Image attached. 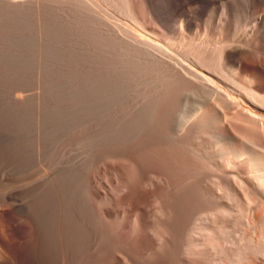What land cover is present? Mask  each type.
I'll return each instance as SVG.
<instances>
[{
    "label": "bare ground",
    "instance_id": "1",
    "mask_svg": "<svg viewBox=\"0 0 264 264\" xmlns=\"http://www.w3.org/2000/svg\"><path fill=\"white\" fill-rule=\"evenodd\" d=\"M213 1L214 15L205 22L202 31L197 26L198 30L193 32L195 23L199 24L197 20L204 19L206 11L203 4L204 9L197 7V0H179V6L175 5L180 12L172 23L167 22L162 11H158L160 8L154 0H0L1 27L7 29L8 25L16 26L14 23L20 25L18 28L29 26L34 30L36 27H33L38 25L33 24H40L50 29L47 31L49 36L53 32V37H50L53 42L57 39L54 38V30H64V33L83 40L84 44L86 42L93 52L85 51L86 54L79 48L84 57H89L90 53L93 55H90L91 65L83 60L90 65L87 74L91 75L84 73L87 68L83 66L85 69L83 72L81 69V73L91 77L97 72L99 78L95 76L96 79L102 81L104 71L108 78V82L106 78L103 80L108 83L109 90H103L101 94L99 89L102 90L103 83L91 80L93 84H100L94 87L99 93L96 92L98 96L95 97L91 94L93 84L89 87L92 89H88L89 80L85 79L83 84H71L77 82L73 76L80 73H77L80 66L76 65L77 75L73 73L71 83H65L68 87L75 85L76 88L72 89L76 92H67L71 86L65 92L60 90L62 97L65 94L67 98V93L72 95H67L66 107L64 105L60 111L64 114L59 113L60 120L56 119L61 138L66 133L68 136L73 128H91L95 131L91 134L96 138L89 136L95 143L92 145H98L102 150L108 148L107 162L102 169L107 180L102 196L98 190L94 191L98 178L91 167L95 156L102 153L101 149L97 154L93 148L95 156L92 155L94 158L91 156L86 165V161L79 164L58 151L61 152L60 162L57 161L60 167L56 178L50 180L48 189L55 203L56 218L53 222L56 219V235L61 248L58 250L64 254L66 249L69 253H65L67 264L77 260L81 255L79 251H84L81 258L85 253L86 257L88 255L91 264H264V11L253 8L243 20H237L235 0ZM109 6L115 11H111ZM259 10L261 12H257ZM165 11L163 9V14L167 17ZM116 15L120 19L114 17L113 20ZM178 18L179 30L175 24ZM24 29L21 28L18 35L22 39L27 35L23 36ZM7 30L3 29L5 33ZM32 30V33L36 31ZM45 32L40 31L39 35L43 36ZM70 34L69 38H73ZM50 38V43L47 40L49 44ZM22 39V44L19 42L18 45L24 48L33 41L30 42L28 36L24 37L23 41L28 39L29 43L23 45ZM67 39L63 38L64 41ZM78 40L81 44L82 41L79 43ZM64 41L62 44L68 42ZM73 42L75 45V40ZM39 43L43 42L40 40ZM55 45L49 46L56 51L59 48L57 53H62V47ZM45 46L44 49H49L48 45ZM69 46L71 48V44ZM21 48L18 47L22 51ZM50 49L47 52L50 53ZM10 50L12 53L13 49ZM39 51L42 52L41 49ZM56 51L52 52L55 54ZM66 51L63 52L65 57L67 53L70 55V51ZM14 52L9 54V63L13 60L12 66L19 67L15 61L24 60L26 53ZM18 53L20 57H16ZM75 53V56L79 54L75 58L81 55ZM84 57L82 59H86ZM30 60V64L24 63V69L27 65L32 67L33 62L35 64ZM72 61L71 64L76 63ZM38 66L41 65H34L36 69ZM65 68L72 69L71 65H66L65 71L62 68L60 71L66 73ZM36 69H29V72ZM67 75L64 79H70ZM62 83L47 87L58 90L57 86ZM45 87L43 90L47 89ZM61 145L63 148L66 146L64 143ZM30 202L24 206L29 207ZM49 204L51 206L52 203ZM9 214L3 218H9ZM4 219L0 213V229L5 232L9 227L7 240L11 237L9 235L19 237L20 229L9 225L8 219L5 221L7 226ZM26 222L28 225L29 221ZM50 225L55 226L56 223ZM31 227L26 226L25 235L29 234ZM2 231L3 240L6 237ZM50 233L54 235L55 232ZM71 247L75 253L71 252L74 255L72 261L69 258ZM64 256L60 258L63 260Z\"/></svg>",
    "mask_w": 264,
    "mask_h": 264
},
{
    "label": "rangeland",
    "instance_id": "2",
    "mask_svg": "<svg viewBox=\"0 0 264 264\" xmlns=\"http://www.w3.org/2000/svg\"><path fill=\"white\" fill-rule=\"evenodd\" d=\"M155 2H156V4L158 5L157 7L158 8H160V10H158V11H162L161 13H162V15L164 16V18L166 19L167 18V22H169V23H172V22H174V20H177L176 19V17L178 16L177 15V13H179L180 12V10H178V7L177 6H179V4L180 3H178L179 2V0L177 1V0H171V3L169 2L170 0H154ZM177 2V3H176ZM197 2H198V5H197V7L198 6H200V8H202V9H204V11H205V15H204V19L202 18L201 20H197V22H199V24L198 23H195V25H194V28H193V32H195L196 31V29L198 30V28H197V26L198 27H200L201 28V30L200 31H202V27H203V25L205 24V22H207L209 19H211L212 17V15H214V9L212 8V3L214 2L213 0H211V2H210V0H197ZM203 2V3H202ZM205 2V3H204ZM209 2V3H208ZM199 3H200V5H199ZM235 11H236V15H237V20H240V19H244V17H246L247 15H248V11H252L253 10V8L254 9H257V7L260 9H262L263 11H264V0H235ZM261 3H263L262 5H261ZM177 6H176V5ZM204 5L203 7L201 6V5ZM206 4V5H205ZM248 4V5H247ZM254 4V5H253ZM255 4H257V5H255ZM207 5H209V7L207 6ZM209 8H207V7ZM251 6V7H250ZM255 6V7H254ZM260 6V7H259ZM263 6V7H262ZM250 7V8H249ZM111 6H109V9L111 10ZM163 9L165 10L166 9V11H165V13H167L166 15H167V17L163 14L164 12H163ZM169 11H168V10ZM208 9V10H207ZM250 9V10H249ZM113 11H115L114 10V8L112 9ZM111 10V11H112ZM172 12V13H169L170 15H168V12ZM262 11V12H263ZM159 12V13H160ZM257 12H261L260 10L259 11H257ZM172 18H171V17ZM210 16V17H209ZM219 16V15H218ZM116 19H120V16H118V15H116V16H113L112 17V19L114 20L115 18ZM170 17V18H169ZM174 17V18H173ZM172 19V20H171ZM174 19V20H173ZM124 21V20H123ZM172 21V22H171ZM178 22V23H177ZM175 24H177L178 25V30H179V28H180V18H178V21H177ZM42 23V22H41ZM1 22H0V28H1V30H0V213H1V217H2V219H4L3 218V215H5V216H7V214H9L8 216H9V218H6V220L7 221H9L10 222V224L9 225H12V227H15V228H17L19 231H20V235H19V237L17 236H12V235H9V236H11V237H9L8 239L9 240H7V236H8V234H10L9 232H7V231H9L8 229H9V227L7 228V229H5L6 231V235H5V232L4 231H2L1 229H0V234H1V231H2V233H4V237H6V238H4V239H6V240H2V237H3V235L1 234L0 235V264H46V262H47V264H53L56 260V262L54 263V264H58L59 262V264H65V262H66V264H67V259L65 258V257H67V255L69 254H67L66 253V249H65V252H64V254H63V252H61L62 250H60L61 248H60V246H59V243H58V237H57V235L56 234H58V227H57V222H56V219H55V222H53V220H54V218H56V212H55V203H54V200H53V198H52V194H51V190H49L48 189V187H49V182H50V180L51 181H53L55 178H56V173H57V171L59 170V168L58 167H60V155H61V152H64L65 153V156H67L69 159H74V160H76V162L77 163H82V164H84L85 163V161H86V163L84 164V165H86L87 164V162L91 159L90 157L92 156V155H94L95 156V153H97V154H99L97 151H100V147H98V145L96 146V147H94L95 146V143H94V141H93V138H92V140H90V137H94L92 134H94V132L95 131H93L91 128V131H89L87 128H73L72 129V131H70V134L68 133V136H67V133L65 134V136L63 137V138H61V132H58L59 130H57L58 129V121H56V119L58 118L59 119V117H60V114L61 113H63L64 114V112H60L61 111V109L62 108H64V105H65V107H66V104H67V101L65 100V99H68L70 96H72V95H70V94H74V92L72 93V91L71 90H75V89H72L73 87H75V85L74 86H72L73 84H74V82H75V84L77 85V84H83V83H86L85 81L87 80V82H88V80H89V84L87 83V86H88V89H90L89 87H92V84H93V82H91V80L92 81H94V82H101L100 84H102V86L100 87L99 85V83H94L93 84V89L95 90V86H96V84H99L97 87H100L102 90L100 91V89H99V93L100 92H103V90H105V91H108L109 89H108V78H106V74L104 75V71H102V73H103V77H102V81H101V79H99V80H97L96 79V77L97 78H99V74H98V76H97V72H95L96 73V75H95V73H93L92 74V78L91 77H88L87 75H91V74H87L88 72H89V69L87 68V67H90V65L92 64L91 63V59L90 58H92V57H90V55L91 56H93L92 54H93V52H91V49H89L90 48V46L88 47V46H86V45H88L86 42H85V44H84V42H83V40H81V39H79L78 40V37H76V36H72L70 33H68V32H65L66 33V35H63V34H65L63 31L64 30H62L61 32H63V33H61L60 31H57V28L54 30L55 31V33H54V38H56L57 37V39H55V42H53L54 40L53 39H51L50 37H53V32L51 33V35L49 36L48 34H49V32H47V31H50V29H48V28H45L46 26L44 25V23H42L45 27H41V26H39L40 24H33V25H38L39 26V28L41 29L40 31H46L45 33H46V35H47V37H46V35L44 36V34L45 33H43V36H42V34H40L39 35V33H40V31H39V28H38V26H34L33 28H35L36 27V29H34V30H36L35 32H34V30H32L31 28H28V27H26L25 29H24V26H21V28H23L24 30V34H23V36L25 35V33L27 34V35H25L24 37H27L28 36V38H29V40H30V42H31V40H33L34 41V43H33V41L31 42L35 47H37V48H39V47H41V48H39V50L41 49V51L42 52H40L38 49H36L34 46H32V45H30L29 44V46H25L26 48H28V49H26V48H24L21 44H22V42H20V40L22 39V38H20V36H18L19 34H21L20 32L22 31L21 30V28H18L17 26H19L20 27V25H17V24H14V23H12L13 25H16V26H12V25H5V23L3 24V25H5V26H7V29L9 28V30H7L6 29V27L4 28V26H2L1 27ZM10 24V23H9ZM41 24V25H42ZM202 24V25H201ZM242 23H240V25H241ZM177 25H175V26H177ZM14 27H16V28H14ZM31 27H32V25H31ZM11 28V29H10ZM14 28V29H13ZM28 28V29H27ZM44 28H45V30H44ZM50 28V27H49ZM199 28V29H200ZM3 29H5V31L7 30L8 32H6L5 33V31H3ZM16 29V30H15ZM18 29H20V30H18ZM30 29V30H29ZM46 29H48V30H46ZM176 29V28H175ZM176 29V30H177ZM27 30H29L28 32H27ZM31 30L34 32V33H32L31 32ZM37 30L39 31V32H37ZM147 32V31H146ZM2 33H4V34H2ZM11 34V36H9L10 34ZM23 33V32H22ZM38 33V34H37ZM42 33V32H41ZM149 33V32H148ZM12 34H13V37H12ZM28 34H32V35H28ZM35 34V35H34ZM69 34H70V37H73V38H77V39H73V38H69ZM175 34V33H174ZM16 35V36H15ZM33 35L35 36V37H33ZM19 38H18V37ZM22 36V37H23ZM32 36V37H31ZM36 36L38 37V36H41V38L40 37H38V38H36ZM62 36H65V37H63L64 39L65 38H68L67 39V41L65 40H63V38H62ZM24 37H23V39H22V41L23 40H25L24 39ZM47 38V39H43V38ZM174 37H176V36H174ZM35 38V39H34ZM49 38L51 39V44H49L50 43V40H49ZM73 39V40H72ZM28 39H27V41H29ZM38 40H39V42H40V40H41V42H43V43H45V45L47 46L48 45V47H49V49H50V53L53 51H56L55 50V46H58V47H62V51L63 52H65V50H67L66 52H69L70 51V55H69V53H65L67 56L65 57V55L63 54V52L61 53L60 52V54H58L59 52V48H58V50L55 52V54L52 52L51 54L49 53V52H47L49 49H44L43 47L45 46L43 43H39L38 42ZM43 40V41H42ZM49 41V43H48V41ZM71 40V42H73L74 40H75V45H74V42H73V44L71 43V42H69ZM77 40L79 41V43L81 42V44H78V42H77ZM24 42L23 43V45H25V44H27V43H29V42ZM44 41H46V42H44ZM57 41V42H56ZM62 41H64V42H67L66 44H62L63 42ZM175 41V40H174ZM21 43L20 44V46H22L23 47V49L18 45V43ZM38 44V46H37V44ZM77 42V43H76ZM15 43H17V46L19 47V48H21L22 49V51L20 50V49H18V47L16 46V44ZM53 43V44H52ZM61 43V44H60ZM14 44V45H13ZM42 44V45H41ZM56 44V45H55ZM71 44V48H70V46L69 45ZM84 44V45H83ZM49 45H55L53 48H54V50H52V46L50 47ZM59 45H61V46H59ZM64 45H68V46H64ZM72 45H74V46H72ZM83 46L82 47V49H81V47H76V46ZM16 46V50H15V47ZM33 48H32V47ZM46 46H45V48H46ZM88 47V49H86V47ZM10 47H12V48H10ZM47 47V48H48ZM65 47H67V48H65ZM35 48V49H34ZM42 48H43V50H42ZM75 50H74V49ZM79 48H80V51H82V52H84V53H86L87 54V52H85V51H89L90 50V52L92 53H90V55H89V57L87 56V55H85V57H86V59H82L84 56V54L82 55V53H80V51H79ZM9 49H13L12 50V53L14 52V54H17L16 52H19L21 55H24L25 53V55L24 56H28L27 57V59H26V57L24 58V60L26 59L27 60V62H24V60H22L21 58L23 57H21V58H16L17 60H19V59H21V60H19V61H15L16 63L15 64H17V65H19V67L18 66H12V65H14L13 63H9V54H12V53H9ZM18 49V50H17ZM64 49V50H63ZM78 49V50H77ZM10 50V51H11ZM44 50H45V52L48 54H46L45 52H44ZM61 50V49H60ZM74 50V51H73ZM39 51V52H38ZM75 51L77 52V53H80L81 55L78 57V58H81V59H79L78 60V58H75L76 56H78L79 54H77L76 56H75ZM79 51V52H78ZM25 52V53H24ZM34 52L36 53V54H34ZM38 52V53H37ZM58 52V53H57ZM71 52H74V53H71ZM19 53H18V56L16 55V57H20V55H19ZM23 53V54H22ZM44 53V54H43ZM89 53V52H88ZM13 54V55H14ZM42 54V55H41ZM57 54V55H56ZM62 54V55H61ZM74 54V55H73ZM13 55H11V56H13ZM52 55H54V56H52ZM64 55V56H63ZM10 56V57H11ZM72 56L74 57V58H72ZM83 56V57H82ZM30 57V58H29ZM46 57H47V59H46ZM56 57V58H55ZM84 57V58H85ZM89 59H88V58ZM13 58H15V57H13ZM53 58V59H52ZM66 58H68V60L66 59ZM31 59V60H30ZM65 59V60H64ZM72 59H74V61H72ZM75 59H76V61H75ZM29 60L31 61V62H33V61H35V64H33L32 63V67H34V65L35 66H37V64L39 63V65H41V66H38L39 67V69L37 68L36 69V67H34V68H32V67H30L29 65H27L26 66V68L24 69V67H25V64H30V62H29ZM33 60V61H32ZM41 60V61H40ZM47 60V61H46ZM54 60V61H53ZM57 60V61H56ZM65 62H64V61ZM66 60H67V62H66ZM83 60H85L86 61V63H87V61H89L88 63L90 64V65H88V64H86V63H83ZM91 60V61H90ZM20 61H22L23 63H21ZM70 61H72L73 63H75V64H71V62ZM79 61V62H78ZM84 61V62H85ZM14 62V61H13ZM17 62H20L19 64L17 63ZM29 62V63H28ZM41 62V63H40ZM25 63V64H24ZM37 63V64H36ZM51 63V64H50ZM77 63H79V64H77ZM81 63H82V65H81ZM9 64H10V66L13 68H11L10 66H9ZM22 64V65H21ZM53 64H54V66H53ZM45 65V66H44ZM63 65H67V67H69L70 65H71V68L72 69H70V68H67V69H69V73H67L68 72V70L66 69V73H64V72H61L62 70H61V68L64 70V67L65 66H63ZM73 65H74V67H73ZM76 65H77V67L78 66H80L77 70H79V71H77L76 69H75V67H76ZM87 65V66H86ZM21 66H23V67H21ZM53 66V67H52ZM62 66V67H61ZM81 66H83V67H85V68H87V69H85V68H83V67H81ZM41 67V68H40ZM43 67H45V68H43ZM59 67H61V68H59ZM76 67V68H77ZM9 68H11L12 70H10ZM23 68V69H22ZM29 69L30 70H32V69H36L35 70V72H34V70L32 71V72H34V74L36 75V76H34V74H32V72H29ZM45 69V70H44ZM73 69H74V71H73ZM82 69V70H81ZM84 69H85V72L84 73H86V74H82L81 73V71L83 72L84 71ZM59 70V71H58ZM61 70V71H60ZM71 70V71H70ZM81 70V71H80ZM13 71V72H12ZM51 71V72H50ZM65 71V70H64ZM76 71H77V73H79V75L81 74V75H83V78L81 77V75L79 76H73V80H74V78H75V80H77V82L79 81V80H81V82H76V81H73V83H71V81H72V77H70L71 75H77L76 74ZM61 72V73H60ZM62 73H64V74H62ZM70 73H72V74H70ZM74 73V74H73ZM100 73V72H99ZM58 74V75H57ZM69 75V77H68V75ZM32 75V76H31ZM65 75H67L66 77L67 78H70V79H64V77H65ZM101 76H102V74H100ZM34 76V77H33ZM52 76V77H51ZM57 76H60V77H58L60 80L63 78V80H61V81H63L64 83H62L58 78H57ZM96 76V77H95ZM17 77V78H16ZM22 77H25L24 79H23V81H22ZM27 77H28V79H30V80H28L27 81ZM31 77V78H30ZM80 77V78H79ZM85 77V78H84ZM95 77V78H94ZM21 78V79H20ZM33 78V79H32ZM45 78V79H44ZM54 78V79H53ZM93 78L94 79H96V81L95 80H93ZM101 78V77H100ZM103 78L105 79L106 78V80H107V82L105 83V81L103 80ZM18 79H20V80H18ZM45 81H44V80ZM49 79V81H47ZM57 79V80H56ZM86 79V80H85ZM55 80V81H54ZM59 80V81H58ZM85 80V81H84ZM27 83H26V82ZM47 81V82H46ZM36 82H38V83H36ZM71 83L72 85H70L69 87L71 88L70 89V91H69V87H68V85L67 84H65V83ZM32 85H31V84ZM55 83H62V84H60L59 85V87L57 86V89L58 90H55V89H53V87H47V86H55ZM38 84V85H37ZM107 85V87H104V86H106ZM43 85H46V87L45 86H43V87H45V88H49L48 90L47 89H44L43 90V87L42 86ZM62 85H63V87H62ZM38 88H36V87ZM39 86H41V87H39ZM26 87V88H25ZM34 88L35 90H37V91H34V89L32 90V88ZM56 87V86H55ZM54 87V88H55ZM64 87H67V88H65V90H64ZM40 88H42V90H43V92H44V95H42L43 93H42V90L40 89ZM52 88V89H51ZM76 88V87H75ZM105 88H107V89H105ZM63 89V91L65 92L67 89V92H71L70 94L69 93H67L66 94V97L67 98H65V94L63 95L64 97H62V95H61V91L60 90H62ZM92 89V88H91ZM90 89V90H91ZM92 89V91H94ZM32 90V91H31ZM39 90V91H38ZM40 90H41V93H40ZM47 90V91H46ZM52 91V90H54L53 91V93L52 92H49V91ZM90 90H89V92H90ZM56 91H58L57 93H56ZM92 91H91V94L93 95V96H98L99 95V93H98V89L96 88V90L92 93ZM46 92H49V93H46ZM75 92H76V90H75ZM96 92H97V94H96ZM53 94V97H52V94ZM29 94V95H28ZM96 94V95H95ZM101 94V93H100ZM69 97H68V96ZM44 96V97H43ZM47 96V97H46ZM56 96V97H55ZM55 97V98H54ZM57 98H58V100H57ZM66 101V103H65V101ZM57 104V105H56ZM57 109H56V108ZM58 109H59V111H58ZM56 110V111H55ZM42 112H44V113H42ZM50 112V113H49ZM53 112H55V113H53ZM57 112V113H56ZM46 113H48V114H46ZM53 115H52V114ZM60 113V114H59ZM65 113H67V112H65ZM51 114V115H50ZM63 114H61V115H63ZM49 116V117H48ZM54 117V120L52 119ZM56 117V118H55ZM49 118V119H48ZM53 120V122H52V120ZM57 119V120H58ZM60 120V119H59ZM17 121V122H16ZM51 124H53V125H51ZM57 125V126H56ZM53 126H55V127H53ZM52 127H53V129H52ZM23 128V129H22ZM45 128V129H44ZM81 129H82V131H81ZM84 129H86L87 130V132H85V130ZM84 130V131H83ZM46 131V132H45ZM72 132V133H71ZM80 132V133H79ZM87 133V134H85V133ZM54 135H53V134ZM92 133V134H91ZM58 134H60V135H58ZM82 134V135H81ZM89 134H91V135H89ZM74 135V136H73ZM53 136V137H52ZM59 136V137H58ZM70 136V137H69ZM82 136V137H81ZM84 136V137H83ZM90 136V137H89ZM23 137V138H22ZM88 137V138H87ZM14 138V139H13ZM45 138H46V140H45ZM48 138V139H47ZM49 138H50V141H49ZM59 138H61V139H59ZM95 138V137H94ZM96 139V138H95ZM94 139V140H95ZM13 140V141H12ZM45 140V141H44ZM60 140V141H59ZM87 140V141H86ZM89 140V141H88ZM48 141V142H47ZM77 141V142H76ZM85 141V142H84ZM59 142H61V143H59ZM68 142H69V144H68ZM91 142V143H90ZM66 144V146L64 145V148L62 147V145L61 144ZM76 143V144H75ZM85 143V144H84ZM87 143H89V146H88V144ZM40 144V146H38ZM75 144V145H74ZM94 146H93V145ZM44 145V146H43ZM51 145V146H50ZM57 145V146H56ZM59 145V146H58ZM92 145V146H91ZM44 148H43V147ZM84 146V147H83ZM88 148V149H85L86 147ZM27 147V148H26ZM40 147V148H39ZM42 147V148H41ZM50 147H51V149H50ZM62 149H60V148ZM66 147V148H65ZM81 147H83L84 148V150H83V148H81ZM91 147H92V149H91ZM16 148V149H15ZM26 148V149H25ZM31 148V149H30ZM34 148V149H33ZM93 148H94V150H96L95 151V153H94V151H93ZM97 148V149H96ZM100 148V149H99ZM104 149H105V147H103ZM36 149V150H35ZM42 149V150H41ZM55 149V150H54ZM60 149V150H59ZM65 149V150H64ZM75 149V150H74ZM81 149V150H80ZM107 149L108 148H106L105 150H102L101 149V151H100V156L99 155H96L95 156V161L94 160H92V162L94 161V163H92L93 165L91 166V167H93V173H94V175L96 176V178H98V181H97V183L95 184V187H94V191H96V190H98V192H99V194L101 195H103L104 194V186H105V184H106V179H105V173H104V170H102L103 168H104V165H105V163L107 162V159H106V155L108 156V151H107ZM28 152H27V151ZM29 150H31V151H29ZM34 152H33V151ZM39 150V151H38ZM80 150V151H79ZM90 150H92V152H89ZM25 151V152H24ZM36 151H38V152H36ZM50 151V153H48ZM53 151V152H52ZM58 151H61V152H58ZM74 151V152H73ZM86 151V152H85ZM79 153V154H76V153ZM89 152V153H88ZM32 153V154H31ZM92 153H94V154H92ZM34 154V155H33ZM77 155V157H75V158H73L74 156H76ZM87 154H88V156H87ZM32 155V156H31ZM52 155H53V157H52ZM79 155V156H78ZM20 156V157H19ZM27 156V157H26ZM31 156V159L29 158ZM51 156V157H50ZM94 156H92V159L94 158ZM40 157V158H39ZM55 157H57V158H55ZM66 157V158H67ZM96 157H97V159L98 160H96ZM17 158V159H16ZM23 158H25V159H23ZM34 158H36V159H34ZM48 158V159H47ZM88 158V159H87ZM90 158V159H89ZM52 159V160H51ZM83 159V160H82ZM105 159V160H104ZM25 160V161H24ZM30 162H29V161ZM38 160V161H37ZM78 160V161H77ZM88 160V161H87ZM27 161V162H26ZM50 161H52V163H50ZM57 161H59L58 163H57ZM103 161V162H102ZM23 162V163H22ZM25 162V163H24ZM36 162V163H35ZM105 162V163H104ZM31 163V164H30ZM79 163V164H80ZM15 164V165H14ZM21 164H23V165H21ZM28 164V165H27ZM40 164V165H39ZM48 164H50V165H48ZM57 164L59 165V166H57ZM24 165H25V167H24ZM31 165V166H30ZM32 165H33V167H32ZM35 165V166H34ZM27 166V167H26ZM49 166H50V168H49ZM22 167H24V168H22ZM29 167V168H28ZM20 169V170H19ZM46 169V170H45ZM56 169V170H55ZM101 169V170H100ZM28 170V171H27ZM46 171V172H45ZM45 172V173H44ZM41 175V176H40ZM45 175V177H42V176H44ZM101 175V176H100ZM102 176H103V178H102ZM29 177H31V179L29 178ZM37 177V178H36ZM40 177H42V178H40ZM54 178V179H53ZM25 179V180H24ZM34 179V180H33ZM29 180H31V181H29ZM24 181V182H23ZM48 181V182H47ZM104 181V182H103ZM14 182V183H13ZM43 182V183H42ZM100 182V183H99ZM11 183H13V184H11ZM46 183H48V185L46 184ZM104 183V184H103ZM99 184V185H98ZM101 184V185H100ZM13 185V186H12ZM45 185V186H44ZM10 186H11V188H10ZM40 186H41V188H40ZM46 187V188H44V187ZM98 186V187H97ZM12 187H13V189H12ZM42 189V190H41ZM11 190V191H10ZM43 192V194H41L42 192ZM47 190V191H46ZM34 191V192H33ZM36 192V193H35ZM40 192V194H38ZM103 192V193H102ZM44 193H45V195H44ZM23 194H24V196H23ZM39 195V196H38ZM44 195V196H43ZM47 195V196H46ZM101 195V196H102ZM30 196H33V197H31L30 198ZM44 197V198H43ZM15 198H17V199H15ZM37 198V199H36ZM49 198V199H48ZM50 198H51V200H50ZM15 200V201H14ZM38 200L39 201H42V203H38ZM31 201V202H30ZM47 201H48V203H47ZM52 203L51 204V206H50V202ZM10 202H12V203H10ZM29 202H30V205H29V207H26L27 206V204H29ZM31 204H32V206H31ZM49 204V205H48ZM24 205H26V206H24ZM48 206H50V208L48 207ZM46 207V208H45ZM48 207V208H47ZM30 209V211H29V209ZM53 210H54V213H52L51 214V212H53ZM247 210V211H246ZM246 211V212H245ZM245 211H244V214L245 215H247V212H248V207H247V209H245ZM4 212V213H3ZM6 212V213H5ZM36 213H38V214H36ZM43 213V214H42ZM48 213H50V214H48ZM39 214H41V215H39ZM51 215H52V217H51ZM21 216V217H20ZM44 217H45V219H44ZM47 218V219H46ZM51 218V219H50ZM16 219V220H15ZM40 219V220H39ZM5 219H4V222L6 221ZM14 220V221H13ZM6 221V222H7ZM26 221H29V223H31V224H29L28 223V225H27V222ZM5 222V223H6ZM8 222V223H9ZM22 224H21V223ZM44 222V223H43ZM46 222V223H45ZM18 223V224H17ZM36 223V224H35ZM50 223L51 224H55L56 223V225L54 226V225H50ZM7 224V223H6ZM21 224V225H20ZM26 224V225H25ZM16 225H19V226H16ZM25 225V226H24ZM42 225H44V228H42L43 226ZM7 226H8V224H7ZM20 226H21V228L23 229L22 230V232H21V228H20ZM26 226H32L31 228H30V231H28V233L29 234H27V235H25V228H26ZM45 226H47V228L45 227ZM48 226H49V228H48ZM54 226V227H53ZM34 227V228H33ZM57 227V229H55ZM33 228V229H32ZM46 228V229H45ZM52 228H54V230L52 229ZM48 229H50V230H48ZM33 230V231H32ZM35 230V231H34ZM46 230H48V231H46ZM32 231V233H30ZM45 232V233H44ZM50 232H55L54 233V235L52 234V233H50ZM57 232V233H56ZM48 233V235H46ZM25 235V237H24V235ZM2 236V237H1ZM34 236V237H33ZM40 236V237H39ZM53 236V237H52ZM33 237V238H32ZM57 237V238H56ZM39 238V239H38ZM47 238V239H46ZM13 239V240H12ZM34 239V240H33ZM45 239V240H44ZM56 239V240H55ZM46 240H47V242H46ZM50 243H49V242ZM52 241H53V243H52ZM35 242V243H34ZM41 242H42V244H41ZM11 243V244H10ZM46 243H48L49 245H47ZM54 243L56 244L57 243V245H58V247L56 248V246L54 245ZM39 244V245H38ZM33 245V246H32ZM41 245H43V246H41ZM47 245V246H46ZM50 246V247H49ZM68 246H69V244H68ZM67 246V247H68ZM39 247V248H38ZM55 249H54V248ZM31 248V249H30ZM42 248V249H41ZM47 248V249H46ZM52 248H53V251H52ZM58 248H60L59 250H58ZM40 249V250H39ZM50 249V250H49ZM71 249V251H70V253L72 252L73 253V248L71 247L70 248ZM73 249V250H72ZM85 248H83V250H84ZM38 250V251H37ZM58 251V253H62V255H61V253L57 256V254L58 253H56L57 251ZM86 250V249H85ZM36 251V252H35ZM43 251V252H42ZM60 251V252H59ZM67 251L69 252V247L67 248ZM40 252V253H39ZM56 254H55V253ZM74 252H76V251H74ZM83 252L84 251H79L78 253L80 254L81 253V255L83 254ZM50 253V254H49ZM67 255H66V254ZM70 254L69 256V258L71 259L74 255L73 254H75V253H73V254ZM78 253H76L77 255H78ZM52 254L53 255H55V256H53L52 257ZM46 255V256H45ZM50 255V256H49ZM65 255V256H64ZM77 255H75V258H77ZM80 255V256H81ZM63 257L64 256V258H63V260H62V258H60V257ZM79 255H78V258H77V260H74L75 258H73V260H74V263L75 264H79V262L80 263H82V261H83V263L82 264H84V263H86V261H88V255H87V257H86V253L83 255L84 257H82V258H85L84 260H85V262H84V260L80 257ZM39 257V258H38ZM57 257H58V259H57ZM54 258H56L55 260H54ZM82 260H81V259ZM88 258V259H87ZM46 259V260H45ZM48 259V260H47ZM78 259H80L79 261H78ZM60 260V261H59ZM62 260V261H61ZM65 260H67V261H65ZM90 260V259H89ZM71 261H72V259H71ZM78 263H77V262ZM52 262V263H51ZM69 263V262H68ZM70 263H73V261L72 262H70ZM69 263V264H70ZM73 263V264H74ZM88 264H91V261H88L87 262Z\"/></svg>",
    "mask_w": 264,
    "mask_h": 264
}]
</instances>
